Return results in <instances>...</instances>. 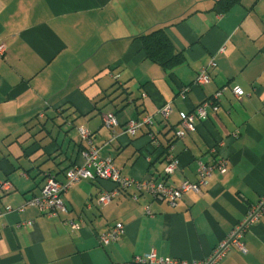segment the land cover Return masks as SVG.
<instances>
[{"label":"crops","instance_id":"crops-1","mask_svg":"<svg viewBox=\"0 0 264 264\" xmlns=\"http://www.w3.org/2000/svg\"><path fill=\"white\" fill-rule=\"evenodd\" d=\"M222 1L0 0V182L12 186L0 193V264H131L151 253L201 262L244 220L264 196V0H237L226 11ZM159 29L184 56L171 70L147 59L138 39ZM204 69L209 82L195 85ZM204 102L207 119L177 139L180 113ZM110 113L117 126L107 129ZM145 117L151 124L125 133L128 121ZM78 128L134 181L195 183L199 164L219 156L227 172L174 207L135 188L100 206L113 185L81 181L61 195L67 212L47 217L27 202L46 172L63 181L80 162L88 146ZM169 151L178 168L164 177ZM116 223L123 234L101 246L98 236ZM241 242L245 254L231 246L218 264H264V216Z\"/></svg>","mask_w":264,"mask_h":264},{"label":"built area","instance_id":"built-area-1","mask_svg":"<svg viewBox=\"0 0 264 264\" xmlns=\"http://www.w3.org/2000/svg\"><path fill=\"white\" fill-rule=\"evenodd\" d=\"M6 53L4 45H0V56H4ZM210 67H214V63L210 64ZM209 82L208 70L204 69L197 75L194 84L201 86ZM233 94L237 99L241 100L244 95L243 91L235 87L232 89ZM220 96V92L216 94V98ZM211 108L210 102H204L196 107L190 113H180L181 130L176 132L177 139H183L187 134H193L196 132L195 121H205L207 119V110ZM213 111L217 112V107H212ZM163 118L167 119L171 110L169 105H165L159 111ZM151 124L149 117L142 118L141 120H130L126 124V134L134 136L136 132L144 125ZM103 125L107 129H111L117 126V120L114 114H106L103 116ZM81 137L86 141L88 148L80 152V162L75 164L65 176L64 183H58L50 175H45L44 186L42 187L40 194L27 203L30 206L36 207L39 212L47 217H56L60 213H66V207L61 200V195L65 193L73 184L80 180H89L93 182H109L113 185V189L104 191L97 204L105 206L115 198L119 192H125L132 188L137 189L139 192L148 194L154 200L165 201L171 207H174L180 200L181 196L192 191L199 193L200 189L206 187L207 180L215 173L218 172L221 175L227 172V160L219 156L213 164H199L197 170V181L195 183L183 182L177 188H172L165 185L163 182H154L152 179H145L142 181H134L130 178L122 177L119 171L114 167L112 160L109 158H101L98 150L92 146V141L89 138V133L86 130H80ZM236 138V134L232 135ZM219 146V144H218ZM222 146V145H221ZM178 168V160L170 153L167 156V165L164 168L165 176H170L175 173ZM12 186L9 182H0V193L5 194L11 191ZM136 200V195L131 196ZM7 212L12 211L11 208H6ZM146 214H149L146 210ZM264 216V196L253 206H251L244 220L238 224L226 240L221 242L207 258L201 262L197 261H183L175 258H159L154 253L147 254L141 257H135L131 264H218L226 255L228 249L233 246L240 252L246 253V250L241 242V238L250 226L254 223H258ZM31 225V222L27 223ZM68 225L73 230L79 228V226L73 222L68 221ZM124 232V226L121 223H116L113 227L109 228L105 233L98 236V241L101 246H107L111 243H115L119 240L120 236Z\"/></svg>","mask_w":264,"mask_h":264},{"label":"trees","instance_id":"trees-1","mask_svg":"<svg viewBox=\"0 0 264 264\" xmlns=\"http://www.w3.org/2000/svg\"><path fill=\"white\" fill-rule=\"evenodd\" d=\"M235 2H237V0H223L222 4H225V5H222L223 7H221V6H219V7L223 11H226V9H229L230 7H232L235 4ZM138 39L141 42V47H142L143 52L145 53L147 59H149L151 62L159 65L163 69L171 70V69L181 65L184 62V56L175 51L173 45L171 44L170 40L168 39V37L166 36L165 32L162 29L152 31L148 34H142L138 37ZM37 116L38 115L35 116L36 119H37ZM81 129L84 130V128H78L77 129L80 136H81V134H80ZM89 138H90V134H89ZM86 146H87V144H86ZM86 149L87 148H85L84 150H86ZM72 167H74V165H72L67 171H65L63 181H59L57 179V177L50 172H46L45 175L50 174L55 179L56 182L64 183L66 173ZM164 177H168V176H164ZM81 181H89V180H80L79 182H81ZM1 182H6V181H1ZM44 182H45V176H44ZM79 182H77V183H79ZM89 182H93V181H89ZM154 182H156V181H154ZM77 183H75V184H77ZM75 184H73L71 187H73ZM58 216L59 215H57L56 217H58Z\"/></svg>","mask_w":264,"mask_h":264},{"label":"bare ground","instance_id":"bare-ground-1","mask_svg":"<svg viewBox=\"0 0 264 264\" xmlns=\"http://www.w3.org/2000/svg\"><path fill=\"white\" fill-rule=\"evenodd\" d=\"M116 99V98H115ZM229 104V103H228ZM40 110V109H39ZM42 110V109H41ZM152 131V130H151ZM8 155V154H7ZM94 209H96V208H94Z\"/></svg>","mask_w":264,"mask_h":264}]
</instances>
